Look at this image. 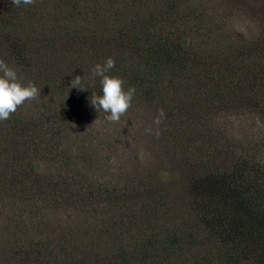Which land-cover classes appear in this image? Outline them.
I'll use <instances>...</instances> for the list:
<instances>
[{
  "label": "trees",
  "instance_id": "16d2710c",
  "mask_svg": "<svg viewBox=\"0 0 264 264\" xmlns=\"http://www.w3.org/2000/svg\"><path fill=\"white\" fill-rule=\"evenodd\" d=\"M177 2L33 0L24 7L0 0V61L14 68L22 83L31 81L39 90L0 120V188L19 190L17 200L22 201L14 203L18 210L31 199L29 193L43 199L38 212L50 214L45 208L59 205L52 190L54 194L57 186H66L64 179H57L64 163L60 137L72 129V119L80 116L90 97L101 95L99 77L91 70L109 57L114 66L106 75L121 78L123 90L131 86L143 101H155L150 108L161 100L163 115L158 117L156 107L152 114L159 119L155 138L165 140L161 125L170 121L175 135L183 136L184 148L192 145L191 123L178 115L189 114L210 93L189 92L177 81L178 76H190L193 67L183 57L178 26L170 25ZM76 75L80 85L70 87ZM166 90L172 97L176 92L174 104L162 95ZM242 94L222 90L215 95ZM80 137L75 134V139ZM79 157L90 163L86 152ZM44 162L45 170L61 174L37 177L34 172L42 170ZM192 164L188 153L179 162L167 153V158L146 166L139 181H128V197L138 204L117 210L113 224L118 229L107 241L99 235L90 241L62 235L50 248L52 240L34 241L19 226L9 233L0 225V264H264V189L228 182L220 169L212 182L207 162L199 163L196 175ZM219 167L223 163H217ZM106 193L116 205L125 197L113 186ZM126 225L134 228L132 233L126 232Z\"/></svg>",
  "mask_w": 264,
  "mask_h": 264
},
{
  "label": "rangeland",
  "instance_id": "374dc122",
  "mask_svg": "<svg viewBox=\"0 0 264 264\" xmlns=\"http://www.w3.org/2000/svg\"><path fill=\"white\" fill-rule=\"evenodd\" d=\"M177 6L169 18L170 25L178 26L177 39L183 41L185 48L183 57L193 66L190 76H178L177 81L189 92L210 93V98L202 105L194 104L189 114L178 115L191 123L192 145L184 148L183 136L175 135L176 126L170 121L161 125L165 140L155 138L152 114L156 107L161 117L159 99L150 108L155 101H143L140 94H134L131 110L111 121L105 118V112L91 105L90 97L80 116L72 119V129L62 130V178L57 176L61 174L58 170H45V162L42 170L34 172L39 178L64 179V188L57 186L54 194L52 190L59 205H48L45 209H51L50 214L46 210L38 212L43 199L29 193L31 199L18 210L14 203L22 194L3 186L0 225L6 232L19 226L34 241L52 240L50 248L62 235L72 241H90L99 235L107 241L118 229L113 224L118 219L117 210L138 204L128 197L130 182L139 181L144 168L159 158H167V153L177 162L180 156L190 154L194 175L199 163L207 162L212 182L220 169L228 182L234 180L246 189L251 185L264 189V0H178ZM168 90L162 95L174 104L176 92L172 97ZM222 90L244 94L215 95ZM76 133L82 137L75 139ZM155 140L160 143L154 144ZM82 152H86L89 164L79 157ZM219 162L223 163L222 168H217ZM110 186L124 193L125 197L118 198L121 203H112L113 197L106 193ZM124 227L127 233L133 232L130 225Z\"/></svg>",
  "mask_w": 264,
  "mask_h": 264
},
{
  "label": "clouds",
  "instance_id": "9594fccd",
  "mask_svg": "<svg viewBox=\"0 0 264 264\" xmlns=\"http://www.w3.org/2000/svg\"><path fill=\"white\" fill-rule=\"evenodd\" d=\"M13 3L27 7L33 3V0H13ZM113 66L114 61L111 57L107 58L103 64L94 65L91 71L95 77H99L101 95L93 94L90 103L95 109L105 112L106 119L117 121L130 107L135 89L129 86L125 91L122 88L124 82L121 78L106 75ZM80 81L79 75L73 76L70 87L78 88ZM38 94L39 90L31 81L22 83L17 77L16 70L0 61V120L7 119L25 100H31ZM161 115H163L162 112ZM155 122L159 123V119Z\"/></svg>",
  "mask_w": 264,
  "mask_h": 264
}]
</instances>
